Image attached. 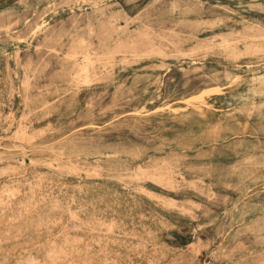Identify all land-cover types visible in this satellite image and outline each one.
Returning a JSON list of instances; mask_svg holds the SVG:
<instances>
[{"label":"rangeland","instance_id":"rangeland-1","mask_svg":"<svg viewBox=\"0 0 264 264\" xmlns=\"http://www.w3.org/2000/svg\"><path fill=\"white\" fill-rule=\"evenodd\" d=\"M0 264H264V0H0Z\"/></svg>","mask_w":264,"mask_h":264}]
</instances>
